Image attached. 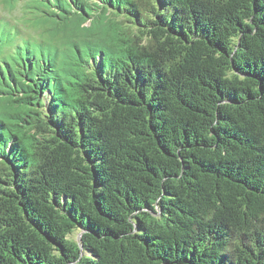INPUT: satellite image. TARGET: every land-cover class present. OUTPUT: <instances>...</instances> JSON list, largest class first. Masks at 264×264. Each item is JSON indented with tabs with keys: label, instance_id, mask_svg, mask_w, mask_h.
<instances>
[{
	"label": "trees",
	"instance_id": "trees-1",
	"mask_svg": "<svg viewBox=\"0 0 264 264\" xmlns=\"http://www.w3.org/2000/svg\"><path fill=\"white\" fill-rule=\"evenodd\" d=\"M24 8L34 34L0 19V264H264V0Z\"/></svg>",
	"mask_w": 264,
	"mask_h": 264
},
{
	"label": "rangeland",
	"instance_id": "rangeland-1",
	"mask_svg": "<svg viewBox=\"0 0 264 264\" xmlns=\"http://www.w3.org/2000/svg\"><path fill=\"white\" fill-rule=\"evenodd\" d=\"M27 0H15V3H17L16 8L13 11H9L5 8V5H10L13 3V0H2L0 1V19L4 18L8 20L12 26V30H15L18 26L24 36H29V34H34L33 30L30 26L27 24L21 23L26 15H25V8H24V2ZM79 232L75 231L72 233V237L75 239H78Z\"/></svg>",
	"mask_w": 264,
	"mask_h": 264
},
{
	"label": "water",
	"instance_id": "water-1",
	"mask_svg": "<svg viewBox=\"0 0 264 264\" xmlns=\"http://www.w3.org/2000/svg\"><path fill=\"white\" fill-rule=\"evenodd\" d=\"M80 234H81V233H79V235H78V239H77V240H79Z\"/></svg>",
	"mask_w": 264,
	"mask_h": 264
}]
</instances>
